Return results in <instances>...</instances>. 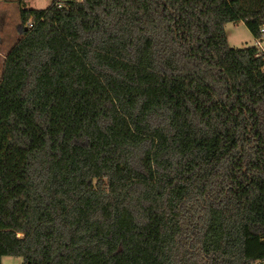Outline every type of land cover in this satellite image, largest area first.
<instances>
[{
    "label": "trees",
    "instance_id": "trees-1",
    "mask_svg": "<svg viewBox=\"0 0 264 264\" xmlns=\"http://www.w3.org/2000/svg\"><path fill=\"white\" fill-rule=\"evenodd\" d=\"M19 19L0 77V264L264 262V59L224 31L259 38L264 0Z\"/></svg>",
    "mask_w": 264,
    "mask_h": 264
},
{
    "label": "rangeland",
    "instance_id": "rangeland-1",
    "mask_svg": "<svg viewBox=\"0 0 264 264\" xmlns=\"http://www.w3.org/2000/svg\"><path fill=\"white\" fill-rule=\"evenodd\" d=\"M52 0H6L0 1V77L8 52L20 38V8L46 9ZM227 44L233 49L254 46V40L244 23H227L224 26ZM1 264H22L17 257H5Z\"/></svg>",
    "mask_w": 264,
    "mask_h": 264
},
{
    "label": "built area",
    "instance_id": "built-area-1",
    "mask_svg": "<svg viewBox=\"0 0 264 264\" xmlns=\"http://www.w3.org/2000/svg\"><path fill=\"white\" fill-rule=\"evenodd\" d=\"M81 1L82 0H52L51 3L56 8L61 9L65 5V3ZM254 47L257 49L256 57L264 59V27L260 28V37L254 40ZM256 264H264V262Z\"/></svg>",
    "mask_w": 264,
    "mask_h": 264
},
{
    "label": "crops",
    "instance_id": "crops-1",
    "mask_svg": "<svg viewBox=\"0 0 264 264\" xmlns=\"http://www.w3.org/2000/svg\"><path fill=\"white\" fill-rule=\"evenodd\" d=\"M0 1H2V0H0Z\"/></svg>",
    "mask_w": 264,
    "mask_h": 264
}]
</instances>
